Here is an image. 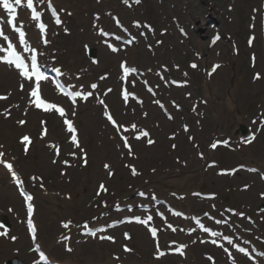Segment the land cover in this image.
I'll return each mask as SVG.
<instances>
[{"label": "rangeland", "instance_id": "1", "mask_svg": "<svg viewBox=\"0 0 264 264\" xmlns=\"http://www.w3.org/2000/svg\"><path fill=\"white\" fill-rule=\"evenodd\" d=\"M92 1L93 0H85V2L91 3ZM262 2H264V0H148L142 9L140 8L137 12L139 18L154 22L158 31L167 29L170 24H173L175 27L177 23L180 24L182 29H186L190 37L189 39H185L177 33L175 36H172L171 34L168 35L170 40L160 48L159 53L164 63L176 61L186 67L189 61H196L200 64L201 68H204L205 66L209 67L214 62L225 64V66L219 69L216 75L212 77V80H207L205 74L200 71L194 73V78L198 83H194V86L199 88V91L194 97H198V95L206 96L209 100L208 102L211 103V109L208 111L209 114L207 113V118L206 120H203V123H196V120L194 119L190 121L193 126L191 135L195 137L194 142L198 144V149L202 152L207 149V146L217 135L222 134L228 138H235L237 134L243 135L241 128L250 126V121L247 116L249 115L250 118L259 116L261 110L264 109V53L260 47L264 31L261 29V26L263 25L261 24L260 17L257 20L256 30L252 32L257 36V45L252 51L246 44L250 34V24L253 23L254 27L256 22V18L253 20L252 15L255 14V9L260 10ZM101 4H104L106 8L109 7L114 8L119 12L122 11V6L119 4V0H103ZM207 9L213 18H218L220 21V25L217 28L220 30V33L230 36L233 43H226L223 39L214 50L210 49L209 39L212 37L216 29L212 30L208 27L206 30V40H204L202 34H200L199 26L200 18L204 17ZM127 12L129 13V11ZM79 15L80 14H78L73 21L74 29L77 31L82 28L75 26V24H78ZM80 16L84 17L83 14ZM85 36L86 35L84 34L82 38L63 37L59 44L65 48V44L71 40L73 42L74 56L80 61V57H84L82 50L83 44L88 42L84 39ZM174 44L175 46L173 47L172 45ZM92 45L94 47L98 46L97 42H93ZM201 48L207 53L202 62L198 61L195 57V53H201ZM236 48L239 50V56L233 55L232 51ZM65 50L67 51L68 49L66 48ZM68 52L71 53V50ZM104 52L106 56L110 55L108 52ZM127 53L129 54L130 63L132 62L138 66H156L157 64L160 65V63H162L160 61L155 62L144 46L137 47L132 52ZM96 54L101 59L100 47ZM250 55L254 58V65L253 61L250 60ZM122 58V55L119 57L112 56L113 61L106 59V61L102 63L101 68L95 69V78L103 73H109L113 76L104 83V87L115 85L116 77L119 73V61ZM84 64L87 65L88 61L85 63H83V61L81 63L79 62L80 66H84ZM3 71L4 69H0V74ZM254 73L261 76L260 80L256 82L253 81ZM10 88L11 87L8 84L0 86V93H6ZM203 90H206L205 94H203ZM178 96L183 97V93L179 92ZM211 97L213 98V103L211 102ZM111 99L114 104H117V106L119 105L116 109L113 107L116 115L122 119L128 117V113L122 110L121 102L118 99V90L109 97L110 102ZM185 102L188 103L186 106L189 108L190 101L185 100ZM150 107L154 109V116L160 114L158 109L156 110V108L151 105ZM89 112L90 110H88V108H84L78 122L82 127L83 139L86 141L85 145L90 151L91 158L93 159L95 152L98 153V157L100 158H97L94 163L92 160L91 168L88 170L87 174L80 177L78 184H73V182L71 184L66 182L60 184V180H58L60 168L58 167L56 174L52 175L46 166L42 165L43 157L46 156L42 145H38L35 148L29 159L20 158L21 154L17 149V147L20 149V146L17 143V138L26 130L14 133L13 143L11 140L7 142V138L2 133L1 125L8 128H17V126L14 123V119L7 122L0 119V142H3L8 146V153L13 152L14 156L19 157L18 163L26 174L28 176L31 174L42 176L49 187L58 185L54 186L55 189L60 188L64 190L63 194L72 193L73 195L75 203L72 205L68 203L70 204L69 206H67V202H64L63 199L55 198L53 195L45 196L46 201L42 203V210L54 212L53 215H50L48 220L44 221V227L42 224V235L46 237V243L49 241L54 242L56 236L60 234L59 221L72 218L77 222H82L95 215L94 213H96V209H94V206L88 207L89 202L94 198L93 190H95V182L92 177L90 178V175L94 171L101 170L103 160L112 163L113 167H115L114 169L117 170L115 178L109 182L115 195H109L108 198L124 199L128 196L134 195L137 188L146 187L148 189H154L163 197H168L170 192L187 194L188 196L191 191L218 193L220 198L215 201V203L221 204L222 210L224 209L225 204L228 206H246L248 209H255L260 206L261 203H264V201L259 199V194L264 193V183L259 180L258 175L253 177L246 173H239L233 180H230L217 177L216 169L202 173V171L204 172V162L200 160L198 161V150L194 149V144L188 142V137L185 136L182 141H178V150L174 152L171 149V142L167 139V135L172 131H162L163 128L161 126L159 128L155 127V133L158 137L155 136L158 139L156 146L147 148L144 146V143L136 144V149L140 156L139 162L135 163L133 161H128L137 164L138 169L143 175L136 179L132 178L128 170L124 168V161H122V157L118 151V145L112 141V137L109 136V144H105L103 147V149L106 146L108 149H111L107 154H104V152L101 151L103 149L97 150L95 147L96 140L100 139L99 132L101 131V125L98 123L97 128L94 126L92 131L87 129L88 127L86 126L84 117ZM151 118L150 122L147 121L149 125L155 121L153 117ZM93 119H99V117ZM164 122L165 120H161L160 124L164 126ZM168 123L171 125L172 129L181 130L182 120L179 117L176 122ZM51 128L54 133H58L60 123L57 120L52 121ZM93 132H95V134ZM263 150L264 138L258 140L253 146L243 148L238 152H230L228 150L220 149L213 152L210 159L218 161L222 168H232L239 163L248 165L262 164L264 167ZM51 157L52 156L47 157V165H51ZM183 162L188 164L186 168L182 165ZM191 175H197L198 179L187 184L183 183V180H186ZM4 183L8 184V181L5 179ZM249 183H253L254 185L248 192L238 193V188L240 186ZM18 200L22 206V201L19 198ZM188 200V202L187 199L177 202V205L183 210L196 214L212 209L211 205H208L207 203L201 204L195 198L191 197ZM8 205L16 208V203L13 200L0 199V206L4 213H7L6 208ZM140 233L143 235L142 245H138L139 243L137 244L135 240H133L132 244L137 250L141 249L143 254L149 253L150 258L144 260L146 262H151V253L153 252L152 243L148 240V237L143 230ZM82 246L93 248V250L81 251V253H79L77 260L82 263H88L89 261H97V263L100 261H107L110 253L117 249L109 244L99 246L89 244ZM140 246L142 248H140ZM144 246L146 249L143 248ZM14 247L15 246H12V248L5 247V249L12 250ZM97 249H100L101 253L95 256V251ZM195 249L199 252L198 256L200 258L201 255L208 252L204 247H195L192 249V254H195ZM73 256L74 255H65L61 249V259H67ZM137 258L140 259L141 257H137L136 255L128 256V261L132 264L136 262ZM201 260L204 261L203 259ZM194 261L195 260L192 262ZM172 263L176 264L177 261L172 260ZM204 263L208 264L206 261H204Z\"/></svg>", "mask_w": 264, "mask_h": 264}, {"label": "bare ground", "instance_id": "2", "mask_svg": "<svg viewBox=\"0 0 264 264\" xmlns=\"http://www.w3.org/2000/svg\"><path fill=\"white\" fill-rule=\"evenodd\" d=\"M63 3H65V4H69V3H72V2H68V1H63ZM80 4H81V2H80ZM73 5V4H72ZM74 6V5H73ZM94 8H103L104 6H101V7H97V6H93ZM82 9H83V7H82ZM87 37H89V36H87ZM69 45H71L70 43H69ZM202 50V49H201ZM203 52H204V50H203ZM103 57H104V55H103ZM17 74L16 73H14V72H12V73H9V72H4L3 74H1V76H0V85H3V84H5L6 82H9L10 80H14L13 81V83L15 82V81H17ZM36 113V112H35ZM31 118H32V115L30 116ZM27 125V124H26ZM16 132H19V129H17V128H15V129H7V130H4L3 131V134H4V136L5 137H7V139H10V138H12V134L13 133H16ZM254 145V144H253ZM252 146V145H251ZM205 154H206V157H210L211 155H212V152H209V151H206L205 152ZM45 159H46V157H45ZM45 164V163H44ZM49 170L53 173V174H55L56 173V168H54V167H49ZM197 176H193V177H191V178H189V179H187V180H184V183H190V182H192V181H196L197 180ZM98 187V186H97ZM3 193L4 194H8L13 200H15L16 202H17V199H16V196L14 195V193H13V191H9V192H6V190H3ZM39 198H40V195H39ZM38 212H39V210H37V213H36V218H37V216H38ZM40 214V213H39ZM135 229H137V232L135 233V240H136V242L137 243H141L142 242V236H141V234H140V229L139 228H135ZM4 243L5 242H3V245H4ZM0 249H1V247H0ZM25 249L23 248V253H24V255H25V257L26 256H29V257H31L29 254H27V253H25V251H24ZM58 250H59V246L58 245H56V246H53L52 247V249H50L49 250V252L54 256V258L57 256V253H58ZM0 254H1V251H0ZM1 257V256H0ZM3 260H6V259H3ZM71 262V261H70Z\"/></svg>", "mask_w": 264, "mask_h": 264}, {"label": "snow or ice", "instance_id": "3", "mask_svg": "<svg viewBox=\"0 0 264 264\" xmlns=\"http://www.w3.org/2000/svg\"><path fill=\"white\" fill-rule=\"evenodd\" d=\"M23 2V0H14V4L15 5H21ZM27 2V7L28 9L32 10V19L33 20H39L40 18V14L38 12H36L35 8L33 7V0H26ZM0 6L3 7L4 10H6L9 13V18L7 23L9 25H13V27H15V25L13 24V21L15 20V12H16V8L13 6V3L10 2V0H0ZM41 29H43V25H40ZM20 38H21V43H24V33L20 32L19 33ZM0 37H3V40H7L8 38L6 36H3V32L0 31ZM9 49H12V45L8 44L7 46ZM0 51H3V49H0ZM13 56L15 57V60H8V63H16V67L20 68L22 66V62H20V57L18 55H16L15 52H13ZM33 61H35V57H33ZM33 69L35 70V64H33ZM22 75H24L25 73H21ZM33 95H36V93H33ZM21 123H23V121H21ZM25 140H27V137L24 138ZM0 155H3L2 153H0ZM5 167H7L9 169V171L12 170V165L11 164H5ZM103 187V186H101ZM65 227H68L67 224L64 225ZM107 239H110V237H105ZM229 243H231V241H229ZM241 251H243L241 249ZM43 256V254H41Z\"/></svg>", "mask_w": 264, "mask_h": 264}]
</instances>
